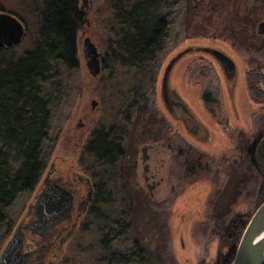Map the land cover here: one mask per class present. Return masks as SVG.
<instances>
[{
	"label": "rangeland",
	"instance_id": "374dc122",
	"mask_svg": "<svg viewBox=\"0 0 264 264\" xmlns=\"http://www.w3.org/2000/svg\"><path fill=\"white\" fill-rule=\"evenodd\" d=\"M117 1L88 0L87 9L82 10L87 15L75 38L79 68L57 78L63 92L55 96L57 102L51 108L49 135L53 148L47 168L35 191L17 198L8 209V220L14 226L1 251L13 230L21 222L30 221L28 208L53 163L61 173L71 169L77 175L92 176V185L102 189L54 264H107V248L113 253H133L136 241L145 250V264H216L230 250L220 241L216 213L229 214L223 225L226 228L237 216H252L261 185V177L252 169L250 181L233 200L237 180L232 177L229 182V177L241 163H248L242 154L244 147L261 142L257 134L264 115V98H252L246 82L249 75L254 80L257 74L264 77V35L257 34L264 22V0H164L160 13L169 24L168 43L155 67L153 91L152 74L146 69L115 65L95 78L87 70L82 49L86 39L108 60L119 50L121 27L114 16ZM42 5V0H0V13L16 17L25 27L24 39L5 52L4 64L18 62L38 45ZM234 23L240 25L238 29ZM202 47L224 53L233 61L235 82H228L213 58L199 49ZM188 49L191 51L174 68L169 87L206 128L205 141L193 138L192 132L187 133L172 121L158 98L166 65ZM129 83H137L135 89L140 90L139 106L130 111L131 117L126 115ZM229 84H234L233 89ZM257 87L264 93L262 83ZM125 116L129 124L121 123ZM79 122L81 128H77ZM116 127L120 128L117 135L125 144L126 158L116 171L105 175L94 168L86 145L95 131L107 132ZM148 145L153 149L146 152L149 159L144 162L141 150ZM189 158L192 165L209 170L190 176L186 170ZM234 162L239 164L234 167ZM152 184L157 185L151 192L147 187ZM127 197L135 205L130 220H125L131 228L116 244L110 239L104 245L110 227L127 216ZM1 229V234L6 232Z\"/></svg>",
	"mask_w": 264,
	"mask_h": 264
},
{
	"label": "trees",
	"instance_id": "16d2710c",
	"mask_svg": "<svg viewBox=\"0 0 264 264\" xmlns=\"http://www.w3.org/2000/svg\"><path fill=\"white\" fill-rule=\"evenodd\" d=\"M42 2L41 19H39L41 33L36 48L18 62L9 65L4 64L6 60L3 57L6 53L0 51V234L3 232L1 228H5L6 231L0 235V251L3 241L11 234L10 230L14 226L8 220V209L15 204L17 198L35 191L47 168L53 148V141L49 135L51 108L53 102H57L54 99L60 97L63 92V84L57 80L58 75L72 74L79 68L75 38L84 19L78 8L79 0H42ZM158 2L160 1L135 0L130 14L120 20L127 30L123 47L112 53L105 68H114L116 65L131 70L146 69L152 74L150 79L152 91L157 76L155 67L158 59L166 52L168 43L167 27L162 15L159 14L161 5ZM239 26L233 24L234 28L238 29ZM246 83L252 98L256 100L264 98V93H260L261 91L257 89L258 84L262 83L264 86V77L261 74L260 76L257 74L255 80L249 75ZM129 84L126 88L130 96L126 110L128 116L131 115V110L139 106L137 98L140 94V90L135 89L137 83ZM204 100L207 104L208 101L205 98ZM128 119L129 117L125 116L121 123L129 124ZM261 120L257 134L260 144L256 145L258 142L256 144L252 142L249 147H244L242 154L248 163H241L239 166L233 164L238 169L236 168L237 172L229 177V182L232 181V177L237 180L233 193L234 200L239 196L244 185L246 186L250 181V173L255 169L258 177H261L255 211L264 202V115ZM117 128L114 129L116 131H95L89 144L86 145V154L93 161L94 168L104 172L105 175L116 171L118 165L126 158L125 144L118 137L120 128ZM241 138L244 136L242 135ZM191 158L186 161L188 163L186 170L190 176L209 170L201 167L200 160L195 161L199 165H192ZM125 202L127 210L124 214L127 216L121 217L119 222L114 223L115 225H109L111 229L104 245L110 239L116 244V241L121 236H126L131 228L130 222L125 223V220L126 218L130 220L135 205L129 197ZM149 202L150 199L146 197V203L150 204ZM228 215L227 212L222 213V216L220 212L215 215L219 232L222 233L220 241L230 249L228 255L220 256L216 264L232 263L239 239L251 218V216H237L226 228L223 225ZM139 244L138 241L133 244L135 247L133 253H113L107 248V253L110 254L106 259L107 264H145L147 256H143L145 250Z\"/></svg>",
	"mask_w": 264,
	"mask_h": 264
},
{
	"label": "water",
	"instance_id": "95a60500",
	"mask_svg": "<svg viewBox=\"0 0 264 264\" xmlns=\"http://www.w3.org/2000/svg\"><path fill=\"white\" fill-rule=\"evenodd\" d=\"M257 34L259 36L264 35V22L258 26ZM25 37V30L23 24L18 19L9 14L0 13V48H15ZM85 53H89L87 60L91 63V73L93 78L100 74V68L96 67L99 63L98 53L89 39L85 41ZM203 52L208 53L213 59L219 63L221 71L226 76L228 82L233 81L236 75V67L233 61L224 53L217 52L214 49H202ZM186 52L179 55V58L173 60L166 69V73L163 76L161 91L164 92L167 87L170 86L169 73L181 59ZM105 59L101 60L104 63ZM235 82V80H234ZM232 89L233 85L229 84ZM180 98V97H179ZM181 99V98H180ZM96 106V103H92V108ZM183 107H187L183 101ZM82 123H78L77 128H81ZM147 148L141 150L143 160L147 161L146 154ZM54 165V164H53ZM51 168L53 166L51 165ZM43 183V187L40 193L34 200L33 205L28 208V217L31 216L30 221L21 222L15 230L9 242L5 245L0 255V264H27L31 257V253H23L24 244L26 240V234L30 233L33 236L44 238L47 231L60 224L63 221L70 220L72 210V197L58 184L49 185L48 179ZM155 186L151 187V190ZM90 199V195L88 196ZM86 207L82 208L85 212ZM33 211V212H32ZM249 222L244 229L239 244L235 250V255L231 264H264V202L253 213Z\"/></svg>",
	"mask_w": 264,
	"mask_h": 264
},
{
	"label": "flooded vegetation",
	"instance_id": "af4514ba",
	"mask_svg": "<svg viewBox=\"0 0 264 264\" xmlns=\"http://www.w3.org/2000/svg\"><path fill=\"white\" fill-rule=\"evenodd\" d=\"M82 1V6H80V11L83 15H87V13H83L82 10L87 9V1L88 0H81ZM133 2H129L127 0H118L115 3V19L119 21L118 26L121 27L120 33L122 35L121 43L119 46V50L122 49L123 47V42L125 41V36H126V29L122 26L120 20L124 17H127V15L130 14V11L132 10V4L135 3V0H132ZM160 2V9L163 10V2L164 0H159ZM195 1V0H194ZM162 12V11H160ZM161 14V13H159ZM163 17V14H161ZM163 19L165 20L166 27H167V34H169V24H167V18L164 16ZM84 20V19H83ZM84 22V21H83ZM24 27V26H23ZM25 30V27H24ZM87 40V39H86ZM91 42V41H90ZM168 42V41H167ZM91 44L94 46V44L91 42ZM84 48H85V43H84ZM83 49L84 52V61L87 67V70L89 71V74L92 76L91 73V63L90 60H87V56H89V53H85V49ZM204 47L199 48L202 50ZM13 48H7L3 47L0 48V51H8ZM97 50V48L95 47ZM207 49V48H205ZM210 49V48H209ZM187 52L191 51V49L186 50ZM97 53L99 55L98 59V65L96 67L100 68V74L102 71H105L106 69V63L108 61V58L106 56H103L100 54L97 50ZM181 52L180 54H182ZM177 54L176 57H174L168 65L171 64V62L177 58H179V55ZM227 56V55H226ZM105 59L104 63H101V60ZM216 64L217 61L213 59ZM180 61V59H179ZM178 64V61L172 70L169 73V80L171 78V75L173 74L174 68H176ZM166 65V68L163 72V75L161 76L162 79H160L159 82V99L160 102L162 103V108L166 111L167 115L169 118L172 119L175 123H178L181 125L184 131L192 132L193 138L198 139L201 141H205L207 137V131L205 127H202L200 125L198 119L194 117L195 115L186 107H183V100H181L178 97V94L173 91L170 87H167V89L162 92L161 91V85H162V80L163 76L166 73V69L168 67ZM93 77V76H92ZM98 77V76H97ZM95 78V77H94ZM143 148H147L146 151H150V149H153V146H144ZM148 157V156H147ZM149 159V157H148ZM236 165V163H233ZM239 162H237V165ZM51 165L53 168H51ZM50 165L46 175L44 176V179L41 183V186L39 187V190L41 191L43 187V183L46 180V176L49 177L48 183L49 185L53 184H58V186L62 187L64 190H66L70 196L72 197V210H71V218L70 220H66L61 222L60 224H57L56 226L50 228L44 238L38 237V236H33L30 233L26 234V240L24 244V249L22 250L23 253H31V257L28 260L27 264H54V262L61 257L62 254V248L65 246V244L70 240V238L75 234L77 231L80 221L82 220L83 216L89 211L90 205L94 201L96 194L102 191L101 187L92 185L93 183L91 182V177H85V176H80L74 173L71 169H68L66 173H61L58 171V168L53 165V163ZM148 170V167H147ZM146 170V171H147ZM157 184H152L147 187L149 191H154V189L151 190L152 186H156ZM98 192V193H97ZM150 192V193H151ZM90 195V199H88V196ZM86 207L85 212L82 211V208ZM33 212V211H32ZM28 221V220H27ZM27 223V222H26Z\"/></svg>",
	"mask_w": 264,
	"mask_h": 264
}]
</instances>
